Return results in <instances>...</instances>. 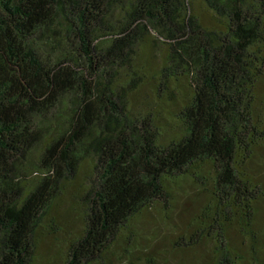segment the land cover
Segmentation results:
<instances>
[{
    "label": "trees",
    "instance_id": "1",
    "mask_svg": "<svg viewBox=\"0 0 264 264\" xmlns=\"http://www.w3.org/2000/svg\"><path fill=\"white\" fill-rule=\"evenodd\" d=\"M263 148L264 0H0V264H101L183 181L174 251L264 264Z\"/></svg>",
    "mask_w": 264,
    "mask_h": 264
},
{
    "label": "rangeland",
    "instance_id": "2",
    "mask_svg": "<svg viewBox=\"0 0 264 264\" xmlns=\"http://www.w3.org/2000/svg\"><path fill=\"white\" fill-rule=\"evenodd\" d=\"M260 153L264 156V148ZM195 189L190 181H183L173 190V195L179 196L178 201L170 203L166 209L157 208L137 216L129 225L130 231L122 236L121 242L101 264H126L127 257L137 264H179L181 257L188 264H201L207 260L210 250L205 244L184 255L178 254L172 247L201 206L203 196ZM263 221L264 218H261L260 222ZM70 225L77 233L82 222L80 219L75 222L72 220ZM56 226L63 225L56 221ZM45 240L49 243L51 238Z\"/></svg>",
    "mask_w": 264,
    "mask_h": 264
}]
</instances>
